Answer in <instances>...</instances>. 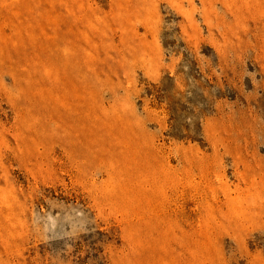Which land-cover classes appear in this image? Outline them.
Listing matches in <instances>:
<instances>
[{"label":"rangeland","instance_id":"1","mask_svg":"<svg viewBox=\"0 0 264 264\" xmlns=\"http://www.w3.org/2000/svg\"><path fill=\"white\" fill-rule=\"evenodd\" d=\"M0 264H264V0H0Z\"/></svg>","mask_w":264,"mask_h":264}]
</instances>
